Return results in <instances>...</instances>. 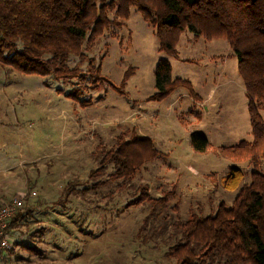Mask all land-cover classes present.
<instances>
[{
    "label": "rangeland",
    "instance_id": "374dc122",
    "mask_svg": "<svg viewBox=\"0 0 264 264\" xmlns=\"http://www.w3.org/2000/svg\"><path fill=\"white\" fill-rule=\"evenodd\" d=\"M113 29L114 36L108 31L79 57L70 56L67 64L80 77L62 81L0 63V196L21 197L29 221L8 232L10 248L0 264H175L169 246L180 237L176 222L231 203L237 189L221 185L229 165L243 170V182L250 179L249 164L220 153L221 146L252 137L228 43L185 32L178 56L170 57L134 7ZM160 58L189 86L155 99ZM94 70L101 77L96 86L94 76L87 78ZM261 114L264 119V106ZM193 130L207 137L205 151L193 150ZM121 147L148 159L131 185L85 191L82 184L101 165L98 153ZM73 181L81 186L51 207Z\"/></svg>",
    "mask_w": 264,
    "mask_h": 264
},
{
    "label": "trees",
    "instance_id": "16d2710c",
    "mask_svg": "<svg viewBox=\"0 0 264 264\" xmlns=\"http://www.w3.org/2000/svg\"><path fill=\"white\" fill-rule=\"evenodd\" d=\"M131 7L155 29L159 49L170 57L178 56L176 45L182 33L224 39L236 59L247 98L252 137L223 145L220 153L233 163L249 164L250 179L243 182V170L229 165L221 185L226 190L237 189L233 200L229 205L220 202L212 213L191 214L176 222L180 237L170 244V256L175 264H264V0H0V63L62 81L80 77L78 67L67 64L70 56L79 57L108 31L114 36L113 28L125 23ZM94 71L87 77L94 76L92 86L101 78ZM179 85L189 86V81L174 78L169 61L158 59L151 97L161 99ZM190 142L195 151L208 147L207 137L197 130L190 132ZM141 145L147 149L145 143ZM133 153V149L122 147L101 150L97 156L101 165L82 188L89 192L108 183L130 186L136 167L148 160ZM77 186L81 185L76 181L67 182L59 197L49 202L51 207L55 201L67 199ZM1 196L0 204L5 199ZM143 199L141 196L136 201ZM132 202L127 201V205ZM26 211L18 208L12 214L7 233L27 225Z\"/></svg>",
    "mask_w": 264,
    "mask_h": 264
},
{
    "label": "built area",
    "instance_id": "2783aa9c",
    "mask_svg": "<svg viewBox=\"0 0 264 264\" xmlns=\"http://www.w3.org/2000/svg\"><path fill=\"white\" fill-rule=\"evenodd\" d=\"M22 206V198L18 196L10 197L0 204V249H9L6 226L12 214Z\"/></svg>",
    "mask_w": 264,
    "mask_h": 264
},
{
    "label": "crops",
    "instance_id": "0c3cea01",
    "mask_svg": "<svg viewBox=\"0 0 264 264\" xmlns=\"http://www.w3.org/2000/svg\"><path fill=\"white\" fill-rule=\"evenodd\" d=\"M197 97H198V98H202L201 96H198V95H197ZM200 101H201V102H204L205 100H204V98H202ZM198 102H199V101H198ZM0 197H1V196H0ZM0 199H1V198H0Z\"/></svg>",
    "mask_w": 264,
    "mask_h": 264
}]
</instances>
